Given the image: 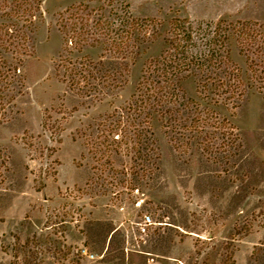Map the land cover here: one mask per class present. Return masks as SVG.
I'll use <instances>...</instances> for the list:
<instances>
[{
    "label": "rangeland",
    "instance_id": "rangeland-1",
    "mask_svg": "<svg viewBox=\"0 0 264 264\" xmlns=\"http://www.w3.org/2000/svg\"><path fill=\"white\" fill-rule=\"evenodd\" d=\"M11 6L0 3V28ZM40 11L24 79L0 100V264H264V89L235 33H264V0H43ZM61 54L104 57L95 92L69 89ZM150 65L179 91L171 113L140 120V158L114 144L100 156L96 144L128 126L110 135L118 119L106 116ZM229 68L242 70L230 94ZM145 214L154 224L140 235Z\"/></svg>",
    "mask_w": 264,
    "mask_h": 264
},
{
    "label": "trees",
    "instance_id": "trees-1",
    "mask_svg": "<svg viewBox=\"0 0 264 264\" xmlns=\"http://www.w3.org/2000/svg\"><path fill=\"white\" fill-rule=\"evenodd\" d=\"M42 2L43 0H0V3L12 4L10 8H7L6 16H14L13 22L2 24L0 28V40L2 41L0 43V100H3L4 95L7 96L6 91H8L11 86L21 83L24 79L21 68L23 67L25 58L30 56L29 36L27 32L29 31V33H32V27H36L35 22L37 14L39 16L41 13L40 8ZM71 10H73V8L68 11ZM59 26L61 29L62 25ZM65 26L66 25L63 24L62 31L66 30V36L69 35L68 32H72V36H68L67 42L74 45L73 42L76 40L75 45L83 48V39H80L79 33L73 28L69 31ZM235 33L238 35L237 41L240 46V54L246 57L248 65L247 71L258 83H260L258 88L263 90L264 33L262 31H255L251 27H244V24L236 28ZM68 43L65 52L72 53V50L68 51L70 48ZM251 46H256V49H254L255 52L252 51ZM6 53L15 55L12 62L3 57ZM103 58L104 57H101L97 62L88 59L86 56L81 59L73 60L71 57L61 54L58 58L56 71L58 70V72H60V69H64L66 78L63 79V82L67 84L69 89H79L80 91H83L84 88H88L85 92L86 94H90L91 92L96 91L97 85L92 81L97 79L96 74L100 72L98 67L104 65ZM199 61L202 60L200 59ZM154 72H157L156 69H153L152 65H150L130 102L124 107L116 109L112 114L106 116V121L111 118L118 119L116 120V127H109L110 135L115 134V129L121 131V120L126 119L128 126H126L124 130V139H113L112 144H109V139L105 136L104 141L96 144L95 149L97 153L101 154L100 156L106 157V152H110L112 150V145L114 144L116 145L114 148L116 154H119L120 148L124 145L126 146L125 148L128 154L134 152L133 154L137 155L136 158H140L144 148L148 144V131L144 125H142V121L140 120L144 118L150 119L153 115L163 117L167 113H171V109L169 108V104L171 103L170 98L178 97L176 92L178 93L179 91L177 88L171 89L169 85L164 86L160 81H154L152 78ZM224 72V81L221 79L223 82L221 84L226 88L225 93H229L234 89L237 90V88H239L238 85L241 83L242 70L229 68ZM172 77L173 79L176 77L175 73L172 74ZM177 79L181 80L179 76ZM227 84L228 87H226ZM143 87H145L146 90H143ZM243 92L244 91H241L238 95L243 96ZM3 103V101H0V106H4ZM103 126L105 125L103 124ZM197 126V128L202 130L199 125ZM215 128L218 130L220 124ZM105 132L106 131H104L103 134ZM130 150L131 152H129ZM89 151L93 154L92 149H89ZM110 156H108L106 160L107 164L111 162ZM131 159L134 160L135 157L131 156Z\"/></svg>",
    "mask_w": 264,
    "mask_h": 264
},
{
    "label": "built area",
    "instance_id": "built-area-1",
    "mask_svg": "<svg viewBox=\"0 0 264 264\" xmlns=\"http://www.w3.org/2000/svg\"><path fill=\"white\" fill-rule=\"evenodd\" d=\"M154 224L153 218L149 214H145L142 217L141 222L138 224V232L140 235H147L149 228ZM80 254L90 260L95 258V255L88 251L87 248L83 247L80 249Z\"/></svg>",
    "mask_w": 264,
    "mask_h": 264
}]
</instances>
